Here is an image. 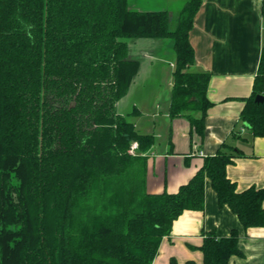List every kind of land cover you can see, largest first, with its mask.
I'll return each instance as SVG.
<instances>
[{"label":"trees","instance_id":"16d2710c","mask_svg":"<svg viewBox=\"0 0 264 264\" xmlns=\"http://www.w3.org/2000/svg\"><path fill=\"white\" fill-rule=\"evenodd\" d=\"M202 1L188 0L172 29L168 11L132 10L128 0H0V264H152L174 221L204 209L208 178L245 229L264 226V188L238 190L227 168L242 152L224 144L177 192H148L155 137L129 119L135 110H117L140 70L128 40L172 39L170 115L204 134L211 73L190 69L189 37ZM257 95L264 45L240 117L264 137ZM239 239L237 229L206 233L203 264L243 256Z\"/></svg>","mask_w":264,"mask_h":264},{"label":"crops","instance_id":"0c3cea01","mask_svg":"<svg viewBox=\"0 0 264 264\" xmlns=\"http://www.w3.org/2000/svg\"><path fill=\"white\" fill-rule=\"evenodd\" d=\"M188 0H128L139 11L166 10L172 29ZM263 0H203L189 33L195 50L192 71L211 73L206 129L200 135L185 116L172 118L171 96L176 58L172 39L133 38L129 56L140 61V70L129 92L118 101L117 110L129 116L136 128L152 134L155 143L147 155V191L177 192L203 166L205 158L223 146L242 154L228 165V177L242 191L264 188V137L254 136L240 117L245 98L253 90L264 45ZM201 117V112H195ZM264 205V204H263ZM240 234L243 256H232L229 264H264V226L245 229L238 215L221 206L211 180L206 179L203 210H185L164 236L152 264H203L200 249L206 233Z\"/></svg>","mask_w":264,"mask_h":264},{"label":"built area","instance_id":"2783aa9c","mask_svg":"<svg viewBox=\"0 0 264 264\" xmlns=\"http://www.w3.org/2000/svg\"><path fill=\"white\" fill-rule=\"evenodd\" d=\"M137 149H138V142H134L131 146L130 152L134 154Z\"/></svg>","mask_w":264,"mask_h":264},{"label":"water","instance_id":"95a60500","mask_svg":"<svg viewBox=\"0 0 264 264\" xmlns=\"http://www.w3.org/2000/svg\"><path fill=\"white\" fill-rule=\"evenodd\" d=\"M256 101H257V102H260V103H261V102H264V95H257V96H256Z\"/></svg>","mask_w":264,"mask_h":264},{"label":"rangeland","instance_id":"374dc122","mask_svg":"<svg viewBox=\"0 0 264 264\" xmlns=\"http://www.w3.org/2000/svg\"><path fill=\"white\" fill-rule=\"evenodd\" d=\"M160 39H162V38H160ZM135 142H137V141H135ZM133 143H134V142H133ZM133 143H132V144H133ZM130 149H131V148H130ZM136 151H137V150H136ZM136 151H135V153H136Z\"/></svg>","mask_w":264,"mask_h":264}]
</instances>
